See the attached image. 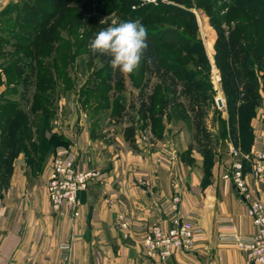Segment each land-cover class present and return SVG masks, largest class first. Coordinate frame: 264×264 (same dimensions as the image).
Instances as JSON below:
<instances>
[{"label": "rangeland", "instance_id": "1", "mask_svg": "<svg viewBox=\"0 0 264 264\" xmlns=\"http://www.w3.org/2000/svg\"><path fill=\"white\" fill-rule=\"evenodd\" d=\"M42 2H47V6ZM177 3L10 0V10L0 16V68L1 64L6 68L0 73V84L8 85L9 89L19 85L8 93L17 99L27 89L25 100L31 99L34 85H46L45 90L54 95L48 101V112L54 114V119L61 117V126L67 129L80 126L83 117L93 128V117L98 116L97 124L106 129L109 127L106 119L113 113L119 118L137 116L142 108L140 99L147 98L151 87L156 85L162 111L172 113L176 121L173 124L181 133L177 147L182 155L186 160H197L199 155L206 161L212 160L221 141L242 137L238 125L224 120L230 116V102L236 98V114L239 107L245 115L250 114L251 108L254 117L264 107L261 94L264 60L250 54L255 38L243 40L242 35L234 33V25L221 16L231 12L229 8L236 0ZM37 4L42 5L38 12L41 20L50 19L54 25L59 22V36L52 27L45 35L27 25L25 17ZM143 6L147 7L138 9ZM173 8L182 9L188 18H177L171 14ZM105 18L108 24H101ZM112 20L118 23L139 20L147 30V48L139 67L131 74L114 71L109 63L111 57L93 53L89 48L96 34ZM249 29L246 25L244 34ZM138 85H149L147 93L143 94ZM214 96L228 100V107L221 109L224 113L218 111ZM63 98L66 104L61 107L59 100ZM80 113L85 115L82 117ZM73 117L75 122L71 121ZM224 142L228 154L229 143ZM42 168L41 163L37 172H42Z\"/></svg>", "mask_w": 264, "mask_h": 264}, {"label": "crops", "instance_id": "2", "mask_svg": "<svg viewBox=\"0 0 264 264\" xmlns=\"http://www.w3.org/2000/svg\"><path fill=\"white\" fill-rule=\"evenodd\" d=\"M9 1L2 0L0 12ZM148 86L140 85L139 90L145 94ZM5 89L0 84V95ZM151 91L140 99L137 116L119 118L113 113L106 119V129L97 124L98 116L93 117L92 128L83 113L80 126L68 129L61 126V117L54 119V131L73 149L80 169L103 171L81 193L78 217L67 207L59 211L51 207L45 185L53 153L38 173L23 153L17 157L9 186L0 190V264H250L244 251L220 244L217 238L223 221L234 225L228 231L246 236L256 232L249 201L222 177L229 161L224 141L219 143L221 148L217 145L218 154L212 160L200 155L197 160H186L177 147L181 133L172 113L162 111L156 85ZM60 104L65 106L66 98ZM71 121L75 122L74 117ZM249 123L248 152L253 154L255 135L260 134L258 115ZM236 141L240 148L241 138ZM246 173L249 199L264 201V178L254 184L250 161ZM173 196L180 198V214L194 217L205 240L191 252L176 249L160 262L144 253L142 239L152 225L170 226ZM125 217L132 223L130 238L123 236L119 225Z\"/></svg>", "mask_w": 264, "mask_h": 264}, {"label": "built area", "instance_id": "3", "mask_svg": "<svg viewBox=\"0 0 264 264\" xmlns=\"http://www.w3.org/2000/svg\"><path fill=\"white\" fill-rule=\"evenodd\" d=\"M163 1L174 2L172 0ZM143 2L157 3L158 0H143ZM1 3L2 0H0V8ZM262 86L261 94L264 97V85ZM215 99L218 107L224 108V99L222 97ZM219 100L223 101L222 106L219 105ZM256 130L260 131V134L255 135L256 149L253 154L244 153L234 143L229 142V161L222 176L223 179L232 182L243 198L249 201L248 212L256 232L251 236H246L237 231H228L227 229L234 225L231 221H223L220 223L217 238L220 244H230L244 251L250 264H264V201L260 198L249 199L251 188L246 176V164L250 161L254 184L256 185L264 178V107L258 114ZM102 175L103 171L100 168L80 169L73 149L59 146L52 155L50 174L45 185L52 209L59 211L67 207L74 217H78L82 206L81 193ZM179 203V196H173L168 210L170 219L168 228L155 224L149 227L144 234L142 245L148 257L164 262L176 249L191 252L205 240V234L198 227L194 217L180 214ZM119 225L123 236L130 238L131 221L125 217Z\"/></svg>", "mask_w": 264, "mask_h": 264}, {"label": "trees", "instance_id": "4", "mask_svg": "<svg viewBox=\"0 0 264 264\" xmlns=\"http://www.w3.org/2000/svg\"><path fill=\"white\" fill-rule=\"evenodd\" d=\"M172 1H176L180 4H187V0ZM41 4L47 6V2H42ZM42 5L37 4L33 8L31 7L30 12L25 17L27 25L34 26L39 32H45V35H47V30L52 27L53 30L56 31L57 36H59L57 31L59 22L54 25L50 23V19L44 20L42 18L41 20L42 16L38 12L41 10L40 8H42ZM51 5H54L53 2ZM58 5L61 4L58 2ZM147 6L138 9H144ZM161 6H164V4H161ZM229 9H231V12L227 11L225 14L221 15L223 18L225 17V22H231L234 25V33L236 35H242L243 40L248 41L249 37H254L255 42L251 49H249L250 54L254 58L259 57L264 60V0H236V4L230 6ZM9 10L10 6L8 5L0 12V16L2 14H7ZM44 11L49 12L46 9ZM171 14L180 19L188 18V14L182 9L173 8ZM246 25L249 26L250 29L244 34ZM33 40L32 38L29 41L32 42ZM26 45L27 42H25V46ZM243 46H245V44L242 45V47ZM1 66H3L0 68L1 70L2 68L6 69L5 65L1 64ZM9 75L10 72L7 71V76ZM7 86L8 85H6V89L0 95V185L2 188H7L9 186L15 162L20 154L23 153L25 155L27 164H29L33 172L36 173L37 167L41 165V163L43 166V161H46L51 153L54 154L59 146L69 147L63 136L59 132L54 131V114L48 112V107H50L48 101H50L54 95L49 94L48 91L45 90L46 85H34L32 96L29 100H25V92H28L27 89L22 94L23 96L17 99L10 97L8 93L17 89L19 85H15V87L12 86L10 89L9 87L7 88ZM24 87L26 86L24 85ZM215 98L216 96H214V102L216 103ZM225 102L226 107H228V100L226 99ZM236 106V98H234L230 102V116L224 120L227 122L230 121L233 124L235 123L236 126L238 125V131L242 136L240 149L244 153H249V132L251 130L249 122L253 117L251 113L252 109L250 108V114L245 115L241 113L239 107V113L236 114ZM217 109L223 112V110L218 107ZM237 119L239 121H237ZM250 137L252 138L251 135ZM62 141H64V144L61 143ZM235 145L239 147L237 143H235Z\"/></svg>", "mask_w": 264, "mask_h": 264}, {"label": "clouds", "instance_id": "5", "mask_svg": "<svg viewBox=\"0 0 264 264\" xmlns=\"http://www.w3.org/2000/svg\"><path fill=\"white\" fill-rule=\"evenodd\" d=\"M101 24H108V18L102 19ZM147 30L139 21L117 22L100 30L90 42L89 48L93 53L106 54L110 59L112 69L123 74L133 73L140 65L146 43Z\"/></svg>", "mask_w": 264, "mask_h": 264}, {"label": "water", "instance_id": "6", "mask_svg": "<svg viewBox=\"0 0 264 264\" xmlns=\"http://www.w3.org/2000/svg\"><path fill=\"white\" fill-rule=\"evenodd\" d=\"M219 105L222 106L223 105V101L219 100Z\"/></svg>", "mask_w": 264, "mask_h": 264}]
</instances>
